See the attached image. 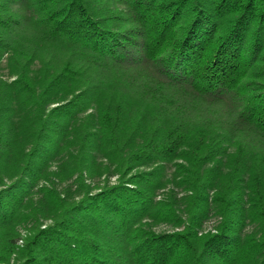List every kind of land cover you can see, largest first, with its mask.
<instances>
[{
  "label": "trees",
  "instance_id": "obj_1",
  "mask_svg": "<svg viewBox=\"0 0 264 264\" xmlns=\"http://www.w3.org/2000/svg\"><path fill=\"white\" fill-rule=\"evenodd\" d=\"M2 60L0 264H264V0H0Z\"/></svg>",
  "mask_w": 264,
  "mask_h": 264
},
{
  "label": "rangeland",
  "instance_id": "obj_2",
  "mask_svg": "<svg viewBox=\"0 0 264 264\" xmlns=\"http://www.w3.org/2000/svg\"><path fill=\"white\" fill-rule=\"evenodd\" d=\"M9 76V68L7 67V63H6V60H2L0 62V77L2 78H7ZM232 149L230 148V151ZM108 163L111 164V169H110V172L108 173H105L104 172V169L101 168L99 171H100V174L99 175H96L95 177L93 178H88L86 179V183L87 184H90L91 187H102L103 185H113L115 184L118 180V177L119 175L116 173V172H112L114 167H115V164H116V161H113V162H109L106 160V158H98L97 160V164L98 165H101L102 163ZM179 164H182L181 163V160H176V162H173V163H164L163 167L161 169H163V172L161 175L162 177V186L161 188L157 189L156 192H155V197H154V201L155 202H163L166 200V198H168V194L171 192L173 193L172 194V197L174 196L176 198V205H174V210L176 211V214H178L179 216H181L183 219L186 218V214H184L187 209L189 208L188 206L189 205H186L185 203V199L184 197H186V189L183 185H181L179 183V181H181V179H183V175L179 174L178 175H174V170H175V165H179ZM184 164V163H183ZM58 167L59 165H52V168H55V167ZM185 166V170H187V165L184 164ZM153 166H150V167H146V168H133L131 171H130V174H133V173H136L137 171H149ZM128 174L126 176V179L131 175ZM184 174H187L184 173ZM73 180H69L67 182L68 185H71L73 184L72 183ZM75 188V187H74ZM97 189H95L94 191H96ZM210 195H211V192H210ZM186 205V206H184ZM190 209V208H189ZM219 221V217L217 216H212L210 217L209 219L203 221L202 223V226H201V230L199 232V234H205L207 231H210L213 229L214 225L216 223H218ZM150 223V227H151V230L155 233H162V232H167V233H170V232H174V231H181L183 229V225L182 224H178L175 226V221H162V222H156V221H152L151 219L147 220V224ZM245 230L247 231L248 230V233L250 234H255L256 237L258 238L260 236L259 233H257V230H258V226L255 225L254 223H248V226L245 228ZM23 234H24V231L23 230H20ZM255 231V232H254ZM257 233V234H256ZM9 264H17V259L15 257H12V259L9 261Z\"/></svg>",
  "mask_w": 264,
  "mask_h": 264
}]
</instances>
